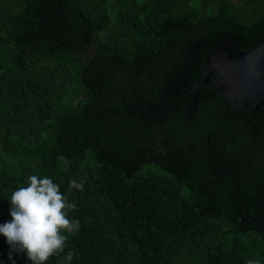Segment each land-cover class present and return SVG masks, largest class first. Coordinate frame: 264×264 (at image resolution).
<instances>
[{
    "label": "trees",
    "instance_id": "obj_1",
    "mask_svg": "<svg viewBox=\"0 0 264 264\" xmlns=\"http://www.w3.org/2000/svg\"><path fill=\"white\" fill-rule=\"evenodd\" d=\"M263 39L264 0H0V224L46 175L71 264H264V107L195 89L220 43Z\"/></svg>",
    "mask_w": 264,
    "mask_h": 264
},
{
    "label": "clouds",
    "instance_id": "obj_2",
    "mask_svg": "<svg viewBox=\"0 0 264 264\" xmlns=\"http://www.w3.org/2000/svg\"><path fill=\"white\" fill-rule=\"evenodd\" d=\"M84 190L82 180H70L68 192ZM77 205L69 201L60 185L48 176L30 175L26 186L18 187L10 197L11 220L0 224V235L9 246L8 258L23 254L31 264H48L56 257L59 264H71L75 253L67 251V241L80 229L78 219L70 217ZM259 264V261H249Z\"/></svg>",
    "mask_w": 264,
    "mask_h": 264
},
{
    "label": "water",
    "instance_id": "obj_3",
    "mask_svg": "<svg viewBox=\"0 0 264 264\" xmlns=\"http://www.w3.org/2000/svg\"><path fill=\"white\" fill-rule=\"evenodd\" d=\"M199 88L218 92L234 109L257 114L264 107V39L248 52L230 40L220 43L207 58Z\"/></svg>",
    "mask_w": 264,
    "mask_h": 264
}]
</instances>
